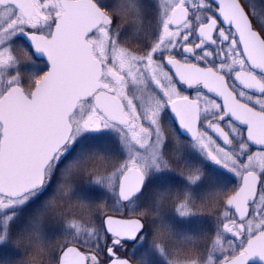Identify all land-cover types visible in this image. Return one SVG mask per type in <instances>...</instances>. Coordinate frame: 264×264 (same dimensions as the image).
Segmentation results:
<instances>
[{
	"label": "snow or ice",
	"instance_id": "obj_1",
	"mask_svg": "<svg viewBox=\"0 0 264 264\" xmlns=\"http://www.w3.org/2000/svg\"><path fill=\"white\" fill-rule=\"evenodd\" d=\"M264 264V0H0V264Z\"/></svg>",
	"mask_w": 264,
	"mask_h": 264
},
{
	"label": "trees",
	"instance_id": "obj_2",
	"mask_svg": "<svg viewBox=\"0 0 264 264\" xmlns=\"http://www.w3.org/2000/svg\"><path fill=\"white\" fill-rule=\"evenodd\" d=\"M21 251L24 252L26 259L28 258L29 254H34L41 261V264H50L46 254L41 253L39 250L22 248Z\"/></svg>",
	"mask_w": 264,
	"mask_h": 264
},
{
	"label": "clouds",
	"instance_id": "obj_3",
	"mask_svg": "<svg viewBox=\"0 0 264 264\" xmlns=\"http://www.w3.org/2000/svg\"><path fill=\"white\" fill-rule=\"evenodd\" d=\"M25 264H41V261L34 254H29L25 260Z\"/></svg>",
	"mask_w": 264,
	"mask_h": 264
}]
</instances>
